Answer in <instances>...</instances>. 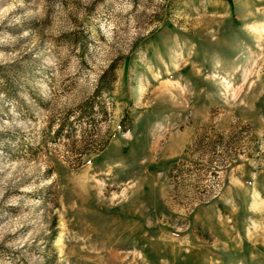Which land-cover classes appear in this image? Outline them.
<instances>
[{"label":"rangeland","instance_id":"rangeland-1","mask_svg":"<svg viewBox=\"0 0 264 264\" xmlns=\"http://www.w3.org/2000/svg\"><path fill=\"white\" fill-rule=\"evenodd\" d=\"M0 264H264V0H0Z\"/></svg>","mask_w":264,"mask_h":264}]
</instances>
